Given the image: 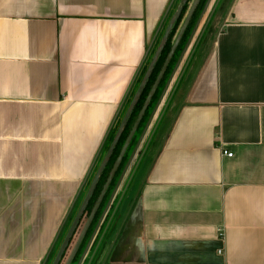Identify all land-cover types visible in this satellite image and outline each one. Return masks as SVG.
<instances>
[{"label":"crops","instance_id":"0c3cea01","mask_svg":"<svg viewBox=\"0 0 264 264\" xmlns=\"http://www.w3.org/2000/svg\"><path fill=\"white\" fill-rule=\"evenodd\" d=\"M226 1L98 264H264V0ZM176 2L0 0V264H48Z\"/></svg>","mask_w":264,"mask_h":264},{"label":"flooded vegetation","instance_id":"af4514ba","mask_svg":"<svg viewBox=\"0 0 264 264\" xmlns=\"http://www.w3.org/2000/svg\"><path fill=\"white\" fill-rule=\"evenodd\" d=\"M182 1V0H181ZM196 0H188V2H187V4H188V7H187V9H186V11H185V14H184V16H183V18H182V20H181V22H180V24H179V26H178V28H177V32L175 33V35L173 36V38H172V41H171V43H168V41H169V39H170V36H171V33H172V31H171V33H170V36H169V39H168V41H167V43H166V45H165V48H164V50L162 51V53L164 52V54H167V56H166V58H165V60L163 61V64H162V68H163V66H164V64H165V61H166V59L169 57V55H170V53L172 52V50L171 51H168V47H169V45L172 47V49H173V43L175 42V40L179 37V35H180V32L182 31V27H183V25H184V23H185V21L187 20V18H188V16H189V12H190V9H191V7L193 6V4H194V2H195ZM201 1L202 0H200V2L196 5V7H195V9L193 10V14H192V16L190 17V19H189V21H188V25H187V27L185 28L186 30L182 33V35L180 36V39H179V41H178V43H177V46H176V48H175V50H174V52H173V55H172V57H171V59H170V63H169V65L167 66V68H166V70H165V73L163 74V76H162V80H161V82L159 83V85H158V87L162 84V82H163V80L164 79H166L165 77H166V72H167V70H168V68H169V66L170 65H173V69H174V67H175V65L177 64V60H178V58L180 57V55H181V53L183 52V50H184V48L186 47V43H187V41H188V39H189V37H190V35L192 34V32H193V28L195 27V25L197 24V22H198V20H199V18H200V16H201V14L203 13L202 11H203V8H204V6H205V4H206V2H207V0H206V2H205V4H204V6H203V8H202V10L200 11V14H199V16H198V18L196 19V21H195V23L193 24V26L190 28L191 29V32H190V34L188 35V37L186 38V41L184 42V39H185V35L187 34V31H188V26L190 25V23H191V21H192V18H193V16H194V14H195V11L198 9V7L200 6V4H201ZM222 2H223V0H211V2H210V4H209V6L207 7V10L205 11L206 13L204 14V17L206 16V14L208 13L207 11L209 10V8H212V10L210 11L211 13H210V15H209V18L207 19V21H206V23H205V25H204V29L202 30V32L199 34V36H198V38L196 39V42L194 43V46H193V48L192 49H194L195 48V45L197 46V44L198 43H200L201 42V40L203 39V36H204V34L206 33V31H207V29H208V26L210 25V23H211V21H212V19L214 18V16L216 15V11L218 10V8H219V6L222 4ZM186 4V5H187ZM181 5V2H180V4L178 5V7ZM185 5V6H186ZM223 5V4H222ZM222 5H221V8H222ZM184 6V7H185ZM177 7V8H178ZM184 9V8H183ZM177 10V9H176ZM175 10V11H176ZM175 11L173 12L174 14H175ZM182 12H183V10H182ZM181 12V13H182ZM173 14V15H174ZM183 14V13H182ZM182 14H181V16H182ZM173 15L171 16V18L173 17ZM180 16V17H181ZM179 17V18H180ZM204 17H203V19L201 20V22H200V24H199V26H198V30L196 31V33L194 34V36H193V38H192V40H191V42H190V46L188 47V50L185 52V54H184V56H183V58H182V63L180 64V66H179V68L181 67V65L184 63V64H187V62H189V59H190V56H191V54H192V49L190 50V52H189V56L187 57V59H186V54L188 53V51H189V49H190V47L192 46L191 45V43L193 42V40L195 39V37L197 36V33L199 32V27H200V25H201V23H202V21L204 20ZM178 18V19H179ZM177 19V20H178ZM177 20H176V22H177ZM170 22V21H169ZM175 22V23H176ZM174 23V24H175ZM174 26V25H173ZM173 26H172V28H173ZM166 30V29H165ZM173 30V29H172ZM166 32V31H165ZM165 34V33H164ZM164 34H163V36H164ZM203 34V35H202ZM202 35V36H201ZM201 36V37H200ZM199 37H200V40L198 41V39H199ZM198 41V42H197ZM161 53V54H162ZM161 54H160V56H161ZM160 56H159V58H160ZM164 56V55H163ZM159 58H158V60H157V64H161V60L159 61ZM174 58H176L175 59V61H173V59ZM173 61V62H172ZM158 65V66H159ZM158 66H156V69H155V71H154V73L152 74V76L150 77V80L152 81L154 78V76H155V73H156V71H157V68H158ZM184 66H186V65H183V67ZM162 68H160L161 70H162ZM173 69H172V71H173ZM161 70H158V73H157V75H156V77H158V75L160 74V72H161ZM183 70V69H182ZM172 71L170 72V74L168 75V77H167V79H166V82H165V84H164V86H163V88H162V91H163V89H164V87H165V85H166V83L168 82V80H169V77H170V75H171V73H172ZM178 71V70H177ZM177 73V72H176ZM175 73V74H176ZM175 76V75H174ZM173 80H174V77H173ZM173 82V81H172ZM151 83V82H150ZM150 85V84H149ZM171 85H172V83H171ZM171 85L169 86V88H168V90H167V92H166V95H167V93L169 92H171V96H170V98L168 99V101L166 100V104H164V105H166V109L169 107V105L171 104V102H172V100H173V98H174V95H175V90L178 88V84L176 85V83L173 85V87L171 88ZM158 87H157V89H158ZM170 89H171V91H170ZM157 91V90H156ZM155 91V92H156ZM161 91V92H162ZM155 94V93H154ZM154 98V97H153ZM153 100V99H152ZM152 100L150 101V103H149V105H148V107H147V109H146V112H145V114H144V116H143V118H142V120H141V123H140V125H139V129L137 130V132H136V134L134 135V137L132 138V140H131V142L129 143L130 145L129 146H133L134 145V147L136 146V142H137V140H138V137H137V134H142V132H143V129L145 128L144 126H145V124L147 123V121H148V119H149V117H150V115H151V113L153 112V109H154V107H155V104L157 103H155L154 104V106L152 107V109L150 110V114H149V116L147 117V119L146 120H144V117H145V115H146V113H147V110L149 109V107H150V104L152 103ZM165 110V109H164ZM166 111V110H165ZM163 115V114H162ZM162 117V116H161ZM160 120H158V122H159ZM158 125V124H157ZM157 125L155 126V127H157ZM150 126V125H149ZM150 128V127H149ZM155 129H157V128H155ZM149 130V129H148ZM148 130H147V132L145 133V135H144V137H143V140H142V144H143V142L145 143L146 141H144L145 140V138H146V135H147V133H148ZM155 131V130H154ZM154 131H152V133L151 134H153V132ZM155 133V132H154ZM154 135V134H153ZM153 135H151V138H152V136ZM146 140H147V138H146ZM150 141V140H149ZM120 142H121V139H120V141H119V143H118V146H117V149L116 150H114V152H113V155H112V158H111V162L109 163V166L107 167V170L109 169V167H110V165H111V163H112V159L115 157V155H116V153H117V151H118V149H119V147H120ZM149 143V142H148ZM141 144V145H142ZM141 145H140V147H139V149H138V153H139V158H138V160H140V161H142L143 160V156L145 155V151H146V149H144V146L142 147V149H140L141 148ZM111 146V145H110ZM110 146H109V148H110ZM108 148V149H109ZM108 151V150H107ZM127 154V153H126ZM126 154H124L123 155V157H122V161H121V164H120V166H119V168H118V170L116 171V173L114 174V176H113V178H112V180H111V182H110V184H109V186L107 187V188H105V186L108 184V182H109V179H110V175L108 176V180H107V182H106V184L105 185H103V186H101V184H102V181L104 180V176L106 175V172H107V170L104 172V174L101 176L102 178L100 179V182H99V184H98V186H97V188H96V191H95V194L93 195V197L91 198V200H90V202H89V204H88V206L85 208V212L83 213V215H82V217H81V220H80V222H79V224L77 225V229H76V231H75V233H74V235H73V237L71 238V240L69 241L70 243L68 244V246H67V248H66V251L64 252V254H63V256H62V260H61V262L59 263V264H68V262H69V264H98V261H99V259H100V256L103 254V252H104V250L106 249V245H107V243H108V240H109V238L111 237V236H108V233H109V230H110V228H111V224L113 223V221H114V219L116 218V217H118L119 216V212H120V208H121V206H122V203L124 202V200H125V198H126V196H127V191H128V187H129V185L128 186H126V184L127 183H124V181H122L121 182V186H122V188H121V191L120 192H115L116 194L113 196V199L111 200V198H112V192H113V190H114V188H115V186H116V184H117V182H118V180L120 179V175H121V173H122V171H123V169L125 168V162L127 161V159L129 158V156H130V153L129 154H127V156H126ZM118 157H119V154H118V156H117V159H118ZM124 183V184H123ZM100 186H101V188H100ZM99 190V194H98V197L96 198V201L94 202V205H93V207H92V211H91V213L94 211V207L96 206H98L97 207V211L95 212V215H94V218H93V220H92V222L89 224V228L87 229V232H86V234L82 237V243L80 244V246L78 247V249L74 252V250H75V248H76V246H77V244H78V240H79V238L81 237V234H83V231H84V229H85V225H86V223L84 224V227L83 228H81V222L83 221V219H84V217L86 216V214L88 213V209H89V207H90V205L92 204V202L94 201V199H95V197H96V194H97V191ZM86 197V196H85ZM85 199V198H84ZM84 199H83V201H84ZM83 201H82V203H83ZM111 201V202H110ZM110 202V204H109V206H108V208H107V211H106V213L104 214V217H103V219H102V221H101V223L99 224L100 226L98 227V229H97V232H96V234H95V236H94V238H93V240L91 241L92 243H91V245H90V248H89V250L83 255V253H84V251H85V249H86V247H87V245H88V241H89V239H90V237H91V235L93 234V232L95 231V229L97 228V223H98V221H99V219H100V217L103 215V213H104V211L106 210L105 208L107 207V205H108V203ZM81 203V204H82ZM81 204H80V206H79V208L81 207ZM98 204V205H97ZM79 208H78V212H79ZM78 212H77V214H78ZM91 213H90V215H91ZM75 214H76V212H75ZM77 214H76V216H77ZM90 215H89V217H90ZM75 216V217H76ZM75 217L73 216V218L75 219ZM88 217V218H89ZM72 218V222H73V219ZM70 221V223L72 224V222ZM87 221H88V219H87ZM86 221V222H87ZM71 224H70V227H71ZM70 229V228H69ZM69 231V230H68ZM68 231H67V233H68ZM66 233V234H67ZM64 236H66V235H64ZM77 236V237H76ZM75 237H76V240L74 241V239H75ZM64 238V237H63ZM65 239V238H64ZM63 239V240H64ZM63 242V241H62ZM63 244V243H62ZM61 244V245H62ZM59 247H61V246H59ZM60 249V248H59ZM101 249V250H100ZM59 251V250H58ZM74 252V254L72 255V253ZM58 253V252H57ZM56 253V254H57ZM55 257H56V255H55ZM54 256H53V258H55ZM52 258V259H53ZM55 260V259H54ZM54 262V261H53ZM53 264V263H52Z\"/></svg>","mask_w":264,"mask_h":264},{"label":"water","instance_id":"95a60500","mask_svg":"<svg viewBox=\"0 0 264 264\" xmlns=\"http://www.w3.org/2000/svg\"><path fill=\"white\" fill-rule=\"evenodd\" d=\"M187 2H188V0H182L181 1V5L177 8V10L175 11V14L171 18L168 26L166 27V32H165V34H164V36H163V38H162V40H161V42L159 44V48L157 49L156 54L154 55V57H153V59L151 61V64H150L148 70L146 71V74L142 78L143 80L141 82V85H140L139 89L137 90V92L135 94L136 96L134 97L133 101L131 102L130 106L128 107V109L126 111V115L122 119V121H121V123H120V125L118 127L119 129H118V131H117L114 139L111 142L110 148L108 149L107 153L105 154V156L102 159V163L99 166V168H98V170H97V172H96V174L94 176L95 178H94V180H93V182H92V184H91V186H90V188H89V190L87 192L88 194L85 197L83 203L81 204V207L79 208V212H78L77 216L75 217V219L73 220V222L71 224V227H70L68 233L66 234L65 239L62 242L63 244L61 245L58 253L56 254V257L54 258L55 260H54L53 264H59L61 262V260H62L61 258L63 256L64 252L66 251V248H67L68 244L70 243L69 241L71 240V238L73 237V235H74V233H75V231L77 229V225L79 224V222L81 220V217H82L83 213L85 212V208L88 206L91 198L95 194L96 188H97V186H98V184L100 182V179L102 178L101 176L107 170V167L109 166V163L111 162V158H112V155H113L114 150L117 149V146H118V143H119L120 139L123 138V136L125 135V133H126V131L128 129V126H129L128 125V120L130 119V117L132 116V114L134 112H136L135 111V108L141 102V100L143 98V94H144V92L146 90V87H147L149 81H150V77L152 76V74L154 73V71L156 69L157 60H158L160 54L162 53V51L164 50L165 45H166V43H167V41L169 39L170 33L172 31V26L174 25V23L176 22V20L181 16V14H182L181 12H182L184 6L187 4ZM199 2H200V0H196L194 2L193 6L191 7L190 12H189L190 14H189L187 20L185 21V23H184V25L182 27V31L180 32L179 37L173 43V46L174 47L172 49V52L170 53L169 57L166 59L165 64H164V66H163L160 74L157 77V81H156L155 85L152 87L151 91L148 94L149 96H148L146 102L144 103V105L142 107V110H141L142 112L138 116V118L136 119L135 124L132 127V130H131L129 136L127 137V140H126V143H125L126 145H125L124 149L121 151V153H120V155H119V157L117 159V162H116V164H115V166H114V168H113V170H112V172L110 174L109 182L105 186V188H107L109 186V184H110V182H111L114 174L116 173V171L118 170V168H119V166L121 164V161H122L121 159H122L123 155L126 153L128 147L130 145L129 143L131 142L132 138L134 137V135L136 134L137 130L139 129V125L141 123V120H142V118H143V116H144V114L146 112V109H147L150 101L154 97V93L157 90V87H158L159 83L162 80V76L165 73V70H166L167 66L170 63L169 61H170V59H171V57L173 55V52H174V50H175V48L177 46V43H178V41L180 39V36L186 30L185 28L187 27L188 21H189L190 17L193 14L192 12H193V10L195 9L196 5ZM210 2H211V0H207L205 6L203 8V11H202L203 13L201 14V16H200L197 24L193 28L194 30H193L192 34L190 35V37H189V39H188V41L186 43V47L184 48L183 52L181 53L180 57L178 58L177 64L175 65V67H174V69H173V71H172V73H171V75L169 77L168 82L166 83L163 91L161 92V96L159 97L158 102L156 103V105H155V107L153 109V112L151 113V115H150L147 123L144 126L145 128L143 129V132H142L141 136L139 137V139L136 142L135 148L133 149L132 153L130 154V156L128 158V163L126 164L125 168L123 169V171H122V173L120 175L121 177H120L119 181L117 182V184H116V186H115V188H114V190L112 192L113 194H112L111 200L113 199V196L116 194L115 192L119 188V186H120V184H121V182H122V180L124 178V174L126 173V171H127L128 167H129L130 163L132 162L133 157L135 156V154H136L137 150L139 149L140 145L142 144L141 142L143 140V137H144L145 133L147 132V130L149 129V125H150L152 119L154 118V116H155V114L157 112V109H158L159 105L161 104V102L165 98L166 92H167L169 86L171 85V83L173 81V77H174L175 73L177 72V70L179 69L180 64L182 63V58H183L185 52L188 50V47L190 46L189 44H190V42H191L194 34L198 30L197 28H198L201 20L203 19L204 14L206 13L205 11L207 10V7L209 6ZM148 145H149V143H148ZM148 145H147V147H148ZM110 202L108 203L107 207L105 208L106 210L104 211L103 215L100 217V219H99V221L97 223V228L95 229V231L91 235V237H90V239L88 241L89 243H88V245H87V247H86L83 255L89 250L90 245L92 243L91 241L93 240V238H94V236H95V234L97 232V229L100 226L99 224L101 223V221H102V219L104 217V214L107 211V208H108ZM97 207L96 206L94 207V211L91 213L90 217L88 218V221L86 222V225H85L86 227H85V229L83 231V234H81V237L78 240V244H77L74 252L78 249V247L82 243L81 242L82 241V237L86 234L87 229L89 228V224L92 222V220L94 218V215H95V212L97 211ZM74 252L72 253V255L74 254ZM68 264H69V262H68Z\"/></svg>","mask_w":264,"mask_h":264},{"label":"rangeland","instance_id":"374dc122","mask_svg":"<svg viewBox=\"0 0 264 264\" xmlns=\"http://www.w3.org/2000/svg\"><path fill=\"white\" fill-rule=\"evenodd\" d=\"M181 2V0H177V2L174 4V6H173V8H172V10L177 6V4L178 3H180ZM223 2H224V0H223ZM222 2V6H223V8L226 6V5H228L229 3L226 1V2H224L223 3ZM226 3V4H225ZM221 5L219 6V8H218V10L216 11V15L214 16V18L212 19V21H211V23H210V25L208 26V29H207V31H206V33L204 34V36H203V39L201 40V42L200 43H198L197 44V46L195 45V48L194 49H192L193 48V46H194V43L196 42V39L198 38V36H199V34L202 32V30L204 29L203 27H204V25H205V23H206V21H207V19L209 18V15H210V11L212 10V8H209V10L207 11L208 13L206 14V16L204 17V20L202 21V23H201V25H200V27H199V32L197 33V36L195 37V39L193 40V42L191 43V47H190V49H189V51H188V53L186 54V59H187V57L189 56V52H190V50L192 49V54H191V56H190V59H189V63L187 62V64H186V66L184 67V69H183V71L181 72V74L179 75V77H178V80H177V86H178V88L175 90V96H174V98H173V102H171V104L169 105V108H168V111H167V113H165L164 112V114L163 113H161L160 114V116H162L161 117V119H160V121L158 122V120H159V118H160V116L158 117V119H157V121L155 122V125H154V127H153V129H152V131H154V129L155 128H157L156 129V131H154L153 132V134H151L152 133V131L150 132V131H148V133H147V135H146V138H147V140H145L146 142L144 143L143 142V145L145 144V146H144V149H146V151H145V155L143 156V160H142V162H141V164L137 167V168H135L136 169V172H135V177L134 178H132V173L134 172V171H132L130 174H129V177H128V179L126 180V182H127V184H126V186H128V185H130V182H131V178L133 179L132 180V182H131V185H130V187L128 188V193H127V196H126V198H125V200H124V202L129 198V196H130V194L132 193V191L135 189V187H136V185H137V183L140 181V177H141V175H143L144 174V171L146 170V167L150 164V161L152 160V158H153V156H154V154H155V152H156V150H157V148H158V145H159V139H160V136H161V134H162V132H164L167 128H168V125L169 124H171V122L173 121L172 119H173V117H174V114H175V112H176V108H175V105H176V103H177V101H178V99H179V96H181V92H182V90L190 83V81L194 78L193 76L195 75V73L198 71V69H199V66L202 64V62H203V60L205 59V52H207L208 51V49H211L212 48V46L214 45L213 44V41H214V38H215V34H216V32H217V27H218V24H219V22H220V20H221V16L219 17V15H220V13H221ZM172 10H171V12H172ZM171 20V17L170 18H168V19H166L165 20V24H164V26L162 27V31H161V33L160 34H162L163 33V31L166 29V27L168 26V24H169V21ZM163 28H165L164 30H163ZM203 35V34H202ZM201 35V36H202ZM200 36V37H201ZM159 37H160V35H159ZM200 37H199V39H198V41L200 40ZM162 38H163V35H161V37L160 38H158V42L157 43H155L154 44V46L156 47H154V49L152 50V52L150 53V56H149V58H148V63H147V66H146V69H145V71H144V73L146 74V71L148 70V68H149V66H150V64H151V61H152V59H153V57H154V55L156 54V51H157V49L159 48V44H160V42H161V40H162ZM197 41V42H198ZM171 48V46L169 45V47H168V49H170ZM166 56H167V54H164V56L162 57V60L160 61L161 62V64L158 66V68H157V71H156V73H155V76L153 77L154 79H155V77H156V75H157V72H158V70H160V68H161V66H162V64H163V61L165 60V58H166ZM180 73V72H179ZM144 74V75H145ZM143 75V76H144ZM154 79L151 81V82H153L154 81ZM179 82V83H178ZM151 84V83H150ZM170 96H171V93H170V95L168 96V97H166V98H170ZM165 98V101H164V103H163V105L164 104H166V100H168V99H166ZM162 105V106H163ZM165 106V105H164ZM162 112H163V109H162ZM163 114V115H162ZM158 124V125H157ZM157 125V127H155ZM117 133V132H116ZM116 133H115V135H116ZM115 135H114V137H115ZM151 135H153L152 136V138H151ZM141 136V133L140 134H137V137H138V139H139V137ZM114 137H113V139H114ZM112 139V140H113ZM150 140V141H149ZM112 142V141H111ZM148 142H149V145H148ZM110 145H111V143H110ZM143 145H142V147H143ZM147 145H148V147H147ZM147 147V148H146ZM133 149H134V146L132 147V148H130V150H129V153L131 154L132 153V151H133ZM107 153V150L105 151V153H104V155H103V157L105 156V154ZM103 157H102V159H103ZM102 159L100 160L101 162H100V165H101V163H102ZM99 165V166H100ZM137 166V165H136ZM98 169V168H97ZM134 169V170H135ZM88 190V189H87ZM87 192V191H86ZM85 194V196H86V194L87 193H84ZM84 196V197H85ZM84 197H83V199H84ZM83 199H82V201H83ZM82 201H81V203H82ZM127 202V201H126ZM80 203V204H81ZM80 206V205H79ZM79 206L77 207V209L75 210L76 211V214H77V212H78V208H79ZM75 211H74V213L72 214V216H71V218L69 219V221H68V224L70 223V221H71V219L73 218V216L75 217L76 216V214H75ZM120 213V212H119ZM74 219V218H73ZM118 217H116L115 219H114V221H113V223L111 224L112 226H111V228H110V230H109V233H108V236H112V234H114V232H115V229H117V227H118V225H117V223H118ZM72 222V221H71ZM71 224V223H70ZM70 224L67 226V228H66V233H67V231L69 230V228H70ZM66 233H65V235H66ZM64 238H65V236H64ZM63 238V239H64ZM63 241V240H62ZM62 241H61V243L59 242V244H58V249H55L53 252H52V254H51V256H50V260H49V262H48V264H52L53 263V261H54V258H53V256L54 255H56L55 253H57L58 252V250H59V246H61V244H62ZM101 250V249H100ZM55 257V256H54ZM53 258V259H52Z\"/></svg>","mask_w":264,"mask_h":264},{"label":"trees","instance_id":"16d2710c","mask_svg":"<svg viewBox=\"0 0 264 264\" xmlns=\"http://www.w3.org/2000/svg\"><path fill=\"white\" fill-rule=\"evenodd\" d=\"M205 2H206V0H202L200 6H199L198 9L195 11V14H194V16H193V18H192V21H191L190 25L188 26V31H187V34L185 35L184 42L186 41V38H187L188 35L190 34V32H191V29H190V28L193 26V24L195 23L196 19L198 18L199 14H200V11L202 10V8H203ZM187 7H188V4L184 7L183 12H182V13H183L182 16H181V17L177 20V22L174 24V26H173V28H172L173 30H172V33H171V36H170V39H169L168 43H171L173 36H174L175 33L177 32V28H178V26H179V24H180V22H181V20H182V18H183V16H184V14H185V11H186ZM163 55H164V52L161 54V56H160V58H159V61L162 59ZM175 59H176V58H174L173 61H175ZM173 61H172V62H173ZM158 65H159V64H157V66H158ZM173 65H174V64H173ZM173 65H170V66H169V68H168V70H167V72H166V77H165L166 79H167L168 75L170 74V72L172 71V69H173ZM145 69H146V68H145ZM145 69H144V71H145ZM144 71H143V74H142V75H144ZM166 79L163 80L162 84L158 87L157 91L155 92V94H154V98H153V100H152V103L150 104L149 109L147 110V113H146V115H145V117H144V120L147 119V117H148L149 114H150V110L152 109V107L154 106V104L157 102V100H158V98H159V96H160V93H161V91H162V88H163V86H164V84H165V82H166ZM150 82H151V80L149 81V83H148L146 89L148 88ZM145 91H146V90H145ZM141 101H142V100H141ZM140 103H141V102H140ZM140 103L136 106L135 110L139 107ZM135 113H136V112H134V113L132 114V116L130 117V119L128 120V125H129V124L131 123V121L133 120ZM116 131H117V130H116ZM116 131L113 132V133H110L109 136L107 137L108 143H107V145H106V150H108V148H109V146H110V143H111V141H112V139H113V137H114ZM126 132H127V131H126ZM125 134H126V133H125ZM71 220H72V219H71ZM57 249H58V248H57ZM52 252H53V251H52ZM55 254H56V253H55ZM54 256H55V255H54Z\"/></svg>","mask_w":264,"mask_h":264},{"label":"built area","instance_id":"2783aa9c","mask_svg":"<svg viewBox=\"0 0 264 264\" xmlns=\"http://www.w3.org/2000/svg\"><path fill=\"white\" fill-rule=\"evenodd\" d=\"M223 155H227V156H233V153L232 152H230V151H228V150H224L223 151Z\"/></svg>","mask_w":264,"mask_h":264}]
</instances>
